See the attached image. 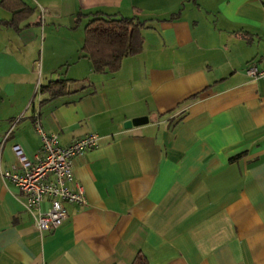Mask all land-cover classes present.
<instances>
[{"label":"crops","instance_id":"1","mask_svg":"<svg viewBox=\"0 0 264 264\" xmlns=\"http://www.w3.org/2000/svg\"><path fill=\"white\" fill-rule=\"evenodd\" d=\"M22 1V29L0 25V264H264V79L246 75L264 69V0ZM96 14L145 23L113 74L81 53ZM36 117L62 146L99 136L72 160L87 205L47 231L1 176L13 145L41 148Z\"/></svg>","mask_w":264,"mask_h":264},{"label":"built area","instance_id":"2","mask_svg":"<svg viewBox=\"0 0 264 264\" xmlns=\"http://www.w3.org/2000/svg\"><path fill=\"white\" fill-rule=\"evenodd\" d=\"M42 10V14L46 13ZM246 75L254 79H264V69L251 64ZM39 90V86H37ZM35 129L40 137L41 148L29 160L18 145L12 146L15 164L1 176L25 197V211L32 217L39 231L58 228L67 218L65 203L86 206L85 193L74 177L72 160L75 157L95 149L99 136L90 134L75 139L67 146H62L54 134H46L36 117ZM49 201L50 206L45 211L40 210L43 201Z\"/></svg>","mask_w":264,"mask_h":264},{"label":"trees","instance_id":"3","mask_svg":"<svg viewBox=\"0 0 264 264\" xmlns=\"http://www.w3.org/2000/svg\"><path fill=\"white\" fill-rule=\"evenodd\" d=\"M0 7L11 14V19L0 21V25L17 32L34 13V9L22 0H1ZM144 29L145 23L136 17L96 14L84 28L81 53L90 61L95 73H116L125 58L137 56L143 51ZM40 91L50 98L61 97L67 93V81H51ZM132 264L149 263L143 256L137 255Z\"/></svg>","mask_w":264,"mask_h":264},{"label":"water","instance_id":"4","mask_svg":"<svg viewBox=\"0 0 264 264\" xmlns=\"http://www.w3.org/2000/svg\"><path fill=\"white\" fill-rule=\"evenodd\" d=\"M147 121L148 119L146 117L133 119L132 121L125 123V127H130L132 125L139 126V125L147 123Z\"/></svg>","mask_w":264,"mask_h":264}]
</instances>
